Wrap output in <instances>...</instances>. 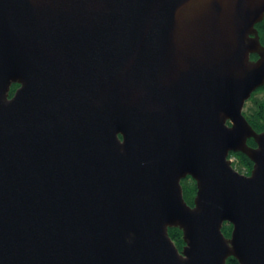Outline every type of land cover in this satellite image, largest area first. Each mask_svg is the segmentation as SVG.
Instances as JSON below:
<instances>
[{"label":"water","instance_id":"95a60500","mask_svg":"<svg viewBox=\"0 0 264 264\" xmlns=\"http://www.w3.org/2000/svg\"><path fill=\"white\" fill-rule=\"evenodd\" d=\"M263 14L0 0V264H264V130L242 113L264 83Z\"/></svg>","mask_w":264,"mask_h":264},{"label":"trees","instance_id":"16d2710c","mask_svg":"<svg viewBox=\"0 0 264 264\" xmlns=\"http://www.w3.org/2000/svg\"><path fill=\"white\" fill-rule=\"evenodd\" d=\"M255 26L257 28L260 41L264 42V16L257 24H255ZM14 85H15L14 83L11 84L10 89L13 88ZM261 87L262 88L260 89L264 90V85ZM258 102H260V106L258 105ZM256 111L258 112V116L256 115ZM263 112H264V99H262L261 101L255 96H252L249 106L246 108V111H244V115H245L244 117L249 122L252 128L261 129L264 127V122L262 121ZM238 158L243 164L244 163L246 164L247 169L250 172L252 162L248 160L247 156L243 155L242 153H239ZM180 184L182 185L181 190L183 196L186 198V200L187 199L190 200L192 198V193L194 188L196 187V184H194V181L190 177H186V176L181 179ZM222 225L223 226L221 228V232L227 236L232 226L226 222H223ZM167 233L168 236L174 241L173 243L176 244L178 247H180V245L183 243L182 242L183 240L180 235V229H178V227H174V228L171 227L169 228ZM225 264H237V262L235 258L229 256L228 259L225 261Z\"/></svg>","mask_w":264,"mask_h":264},{"label":"rangeland","instance_id":"374dc122","mask_svg":"<svg viewBox=\"0 0 264 264\" xmlns=\"http://www.w3.org/2000/svg\"><path fill=\"white\" fill-rule=\"evenodd\" d=\"M13 84V83H12ZM14 84H16V83H14ZM15 88V85L13 86V88H11V89H14ZM9 89V94H10V92H11V89L10 88H8ZM255 97L256 98H258L259 100H262V99H264V90L263 89H260V88H258V90H256L255 92ZM248 103H250V100L248 99L245 103H244V105H243V107H242V109L244 110V108H246L247 107V104ZM228 158H230L231 159V166L233 167V168H235L236 170H237V172H241V173H243V174H245V173H247V171H246V169H247V166H246V164L244 163H242L240 160H239V158H238V155H235L234 153L232 154V155H227V159ZM193 194L194 193H192V198H193ZM182 196H183V193H182ZM191 198V199H192ZM190 199V200H191ZM184 200L186 201V203L187 204H189L190 203V200L189 199H187L186 200V198L184 197ZM226 223H229V222H227L226 221ZM232 226V225H231ZM224 235V234H223ZM224 236H226V235H224ZM227 236H229V233H228V235ZM172 242H174V241H172ZM174 244V243H173ZM174 245H176V244H174ZM177 246V245H176ZM179 248V247H178Z\"/></svg>","mask_w":264,"mask_h":264},{"label":"flooded vegetation","instance_id":"af4514ba","mask_svg":"<svg viewBox=\"0 0 264 264\" xmlns=\"http://www.w3.org/2000/svg\"><path fill=\"white\" fill-rule=\"evenodd\" d=\"M263 16H264V14H263ZM255 28H256V26H255ZM256 33H257V36H258V39H259V41H260V38H259V35H258V31H257V28H256ZM261 42V41H260ZM262 44H264V42H261ZM250 58H255L257 55L255 54V53H251L250 55ZM264 85V83L261 85V86H263ZM17 86V83L15 84V87ZM256 87L255 89H253L252 91H251V93H250V96H249V98H247L245 101H244V103L249 99V100H251V98H252V96H256L255 95V91L256 90H258V88H262V87ZM262 101V100H261ZM244 103H243V105H244ZM258 105L260 106V102H258ZM249 106V103L247 104V107ZM246 107V108H247ZM246 108H244V110L242 109V113H243V115H244V111H246ZM264 113V112H263ZM256 115L258 116V112L256 111ZM245 116V115H244ZM262 118H263V115H262ZM262 121L264 122V119H262ZM255 130H257V131H259V130H264V127L263 128H258V129H255ZM247 145H249V146H252V147H254V145H255V141H253L252 139H250V138H247ZM235 154V155H238L240 152H237V151H231L230 153H229V155H232V154ZM253 164V163H252ZM251 169V168H250ZM246 171H247V173L249 174V171H248V169H246ZM241 173V172H240ZM243 174V173H242ZM187 177H190V176H187ZM191 178V177H190ZM194 181V180H193ZM194 184H195V182H194ZM195 192V188H194V190H193V193ZM193 198H194V195H193ZM192 198V199H193ZM192 199L190 200V203L188 204V205H192ZM169 230V229H168ZM230 231V230H229ZM180 235H181V232H180ZM183 240V239H182ZM183 245V243L180 245V247H179V250H181L182 248H181V246ZM177 248H178V246H177Z\"/></svg>","mask_w":264,"mask_h":264},{"label":"built area","instance_id":"2783aa9c","mask_svg":"<svg viewBox=\"0 0 264 264\" xmlns=\"http://www.w3.org/2000/svg\"><path fill=\"white\" fill-rule=\"evenodd\" d=\"M229 159V161L231 162V159L230 158H228Z\"/></svg>","mask_w":264,"mask_h":264}]
</instances>
